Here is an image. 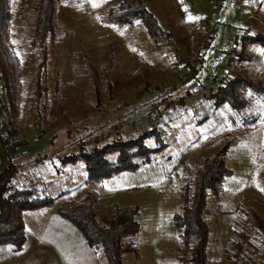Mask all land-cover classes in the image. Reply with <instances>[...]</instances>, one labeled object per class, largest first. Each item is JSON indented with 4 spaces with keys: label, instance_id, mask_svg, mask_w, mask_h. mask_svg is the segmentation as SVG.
<instances>
[{
    "label": "rangeland",
    "instance_id": "obj_1",
    "mask_svg": "<svg viewBox=\"0 0 264 264\" xmlns=\"http://www.w3.org/2000/svg\"><path fill=\"white\" fill-rule=\"evenodd\" d=\"M118 2L58 0L55 39L40 67V82L46 88L42 98L58 95L74 118L42 133L34 94L41 53L32 44L40 0H9L7 41L21 66V99L14 119L19 126L14 139L19 144L13 156L21 166L11 182L28 187L36 180L42 194L54 197L50 206L24 211L27 234L29 217L37 214L43 223L42 212L52 209L56 212L52 224L71 223L59 214V207L94 188L99 193L95 205L100 220L115 215L118 208L139 206V229L125 239L132 241L134 249L124 251L123 264H178L180 238L172 215L180 209L182 183L200 158L212 156L229 142L224 161L232 173L218 193H207V264H227L240 231L251 241L245 248L249 264H264L261 234L244 223L242 211L251 205L264 221V148L259 134L264 85L257 91L244 87L245 101L240 106L228 101L217 104L212 96V91L238 73L264 76V63L255 70L258 60H264L258 52L263 45H247L246 59L235 54L237 36L246 27L252 33H264V0H143L164 31L160 42L151 38L140 19L133 26L104 22L103 16ZM213 31L210 40L207 34ZM195 33L199 42L194 51ZM197 52L201 62L196 60ZM87 60L97 69L98 92L85 82ZM3 119H12L11 113L0 111V124ZM150 129L160 138L151 134L145 144L162 147L135 169L91 182L83 159L61 160L81 146L89 149ZM38 154L44 159L34 160ZM184 154L186 167L179 163ZM7 161L0 145V170ZM11 246L3 243L0 250L11 252ZM87 250L86 264H106L102 248L87 243Z\"/></svg>",
    "mask_w": 264,
    "mask_h": 264
},
{
    "label": "trees",
    "instance_id": "obj_2",
    "mask_svg": "<svg viewBox=\"0 0 264 264\" xmlns=\"http://www.w3.org/2000/svg\"><path fill=\"white\" fill-rule=\"evenodd\" d=\"M57 6L58 0H40L32 35V44L41 53L34 94L42 133L70 123L74 118V114L68 106L63 104L62 98L58 95L52 98H42L46 88L40 82V67L45 65L50 42L55 39ZM135 19L143 21L153 40L160 42L164 39L162 27L153 13L145 6L143 0H119L117 6L111 8L103 16L104 22L119 26H133ZM9 24V0H0V80L3 83L0 111L10 112L12 115V119H3L0 124V145L8 155L7 163L0 170V244L11 243L12 249L20 250L26 238L24 211L50 206L54 202V197L48 193L42 194L35 186L36 180H31L32 185L28 187H18L11 182L13 175L21 166V162L13 161V156L16 155L15 148L19 144L18 140L14 139L19 132V126L14 119L18 117L21 99V66L18 56L11 50L7 41L6 32ZM214 33L215 31L209 34L210 40ZM197 41L195 33L194 51L197 47L195 44H198ZM237 42L240 47L239 55L245 57L247 45L256 43L264 46V33L260 31L252 33L246 27L240 36L238 35ZM198 55L197 52L196 60L201 62L203 57ZM86 63L88 71L85 82L91 83L98 92L97 69L90 61L87 60ZM105 75L109 78V68ZM263 85L264 76L251 77L238 73L212 91V96H215L217 104L228 101L234 106H240L245 101L244 87L257 91ZM3 97L5 98L2 99ZM154 133L160 138L158 132L150 129L134 137L117 136L89 149L81 146L75 152L64 155L61 160L62 162H75L83 159L87 180L98 181L123 170L135 169L140 162L149 161L151 152L162 147V144L157 147H149L145 144L146 137ZM232 141H235V138ZM228 147L229 142L218 147L212 156L200 158L195 171L182 183L180 209L174 211L172 215V226L177 230L180 238L177 253L178 264H207L210 238L209 224L205 216L207 193L208 191L218 193L225 177L232 173L231 167L224 161ZM186 155L184 154L179 162L185 167ZM44 156L38 154L33 159L41 161ZM98 195L96 189L90 188L80 197L59 207V213L81 231L89 246L102 248L106 264H123L124 251L134 249L132 241L125 239L134 235L139 229V221L136 218L139 206L134 204L127 208H118L115 215L103 221L97 217L95 204ZM242 211L244 223L259 231L264 242L262 216L251 205L242 207ZM239 234L240 238L234 241L235 249L228 256L227 264H249L245 248L251 244V241L244 231H240Z\"/></svg>",
    "mask_w": 264,
    "mask_h": 264
},
{
    "label": "crops",
    "instance_id": "obj_3",
    "mask_svg": "<svg viewBox=\"0 0 264 264\" xmlns=\"http://www.w3.org/2000/svg\"><path fill=\"white\" fill-rule=\"evenodd\" d=\"M197 39H199L198 34ZM235 47H237L235 54H238L240 48L238 42H236ZM258 52L264 55V50H258ZM237 58L240 59L241 56L238 55ZM228 59L230 62L231 57ZM263 63L264 60H258L255 65L256 72ZM257 74L252 77H258ZM259 134L260 144L264 148V118L260 122ZM41 217L45 219L43 223L37 214L29 217V234H27V225L25 224L26 238L20 250H14L12 246L10 247L11 252L4 253L3 250H0V264H86L88 242L81 231L71 221V223L58 221L52 224L56 217V212L53 209L42 212ZM93 256L96 258L95 253ZM92 258L94 260V257Z\"/></svg>",
    "mask_w": 264,
    "mask_h": 264
}]
</instances>
